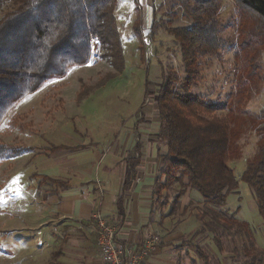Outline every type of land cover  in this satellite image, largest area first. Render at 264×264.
<instances>
[{
    "label": "rangeland",
    "instance_id": "374dc122",
    "mask_svg": "<svg viewBox=\"0 0 264 264\" xmlns=\"http://www.w3.org/2000/svg\"><path fill=\"white\" fill-rule=\"evenodd\" d=\"M8 10L4 6L0 18ZM114 17L121 73L115 71L114 56H105L102 37L94 33L85 66L69 67L62 78L45 82L17 102L0 123V146L18 150V155L0 159V264H27V258L35 264L55 263L52 254L60 250L61 241L60 231L53 228L58 230L59 225L49 228L54 234L46 226L36 234L27 230V211L36 207L37 197L55 188L37 175H56L61 164L82 159L81 154L87 160L92 152L97 154L96 150L121 142L126 134L133 135L135 125L149 123L145 112L155 108L153 98L162 85V74L182 77L180 48L165 28L189 27L190 23L174 0H149L148 4L116 0ZM218 19L225 51L200 59L201 75L186 92L180 81L171 85L182 95L225 105L215 116L230 122L241 154L228 162L236 188L226 195L220 210L244 224L256 247L264 251V220L252 189L241 179L264 126V33L255 32L252 20L243 17L232 0H222ZM135 24L140 37L134 33ZM98 39L101 46L93 44ZM187 198L201 201L195 191ZM193 206L182 217L186 224L198 211ZM194 225L197 230L199 224ZM41 240H51L50 247L42 248ZM206 244L216 259L225 261L211 243ZM187 251L192 264H200L191 246Z\"/></svg>",
    "mask_w": 264,
    "mask_h": 264
},
{
    "label": "trees",
    "instance_id": "16d2710c",
    "mask_svg": "<svg viewBox=\"0 0 264 264\" xmlns=\"http://www.w3.org/2000/svg\"><path fill=\"white\" fill-rule=\"evenodd\" d=\"M174 1L190 25L165 28L180 48L182 77L163 73L153 98L158 116L156 140L162 147L151 195L153 213L159 219L180 221L194 205L190 200L182 207V198L195 191L201 201L193 206L197 213L191 215L199 227L190 237V246L199 263L264 264V251L256 247L247 227L220 210L226 195L236 188L228 162L241 154L230 122L215 116L225 105L182 95L171 85L180 81L186 92L201 75L200 59L214 58L227 48L218 19L222 0ZM232 1L243 17L252 20L255 32L264 33V0ZM115 4L116 0H0V10L9 7L0 18V123L17 102L45 82L62 78L69 67L85 66L94 33L103 39L105 56H114L111 61L117 69H113L122 72ZM133 30L140 37L136 24ZM95 43L101 46L99 39ZM260 128L255 154L247 159L241 179L252 189L264 220V126ZM15 155L18 150L0 146V159ZM138 162L137 157L127 159L123 189L136 179ZM206 243L223 254L225 261L216 259Z\"/></svg>",
    "mask_w": 264,
    "mask_h": 264
},
{
    "label": "crops",
    "instance_id": "0c3cea01",
    "mask_svg": "<svg viewBox=\"0 0 264 264\" xmlns=\"http://www.w3.org/2000/svg\"><path fill=\"white\" fill-rule=\"evenodd\" d=\"M141 2L148 4L149 0ZM145 113L149 123L135 125L133 135L126 134L121 142L95 149L97 154L92 152L87 160L83 158L87 155L81 154L82 159L77 157L61 164L56 175H37L40 181L55 188L37 197L36 207L27 211V230L36 234L46 226L48 233L54 234L49 228L59 225L58 230L53 228L60 231L58 239L61 241L60 250L52 254L54 264H103L92 229L95 213L118 227V238L133 247H138L150 234L161 237V243L142 264H192L187 248L196 231L194 218L187 224L185 218L180 221L172 217L159 219L152 210L151 195L162 147L156 140V109L151 106ZM131 157L139 159L137 177L123 189L127 159ZM187 195L182 198V207L190 201ZM74 232L76 234L71 235ZM41 241L42 248L50 247L51 240ZM27 264L35 263L27 258Z\"/></svg>",
    "mask_w": 264,
    "mask_h": 264
},
{
    "label": "built area",
    "instance_id": "2783aa9c",
    "mask_svg": "<svg viewBox=\"0 0 264 264\" xmlns=\"http://www.w3.org/2000/svg\"><path fill=\"white\" fill-rule=\"evenodd\" d=\"M92 221L98 254L103 264H142L161 243L158 234H150L138 247H133L121 241L118 227L110 225L99 213L93 215Z\"/></svg>",
    "mask_w": 264,
    "mask_h": 264
}]
</instances>
